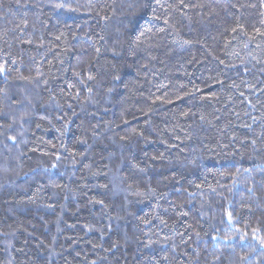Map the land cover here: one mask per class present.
<instances>
[{"label": "trees", "instance_id": "trees-1", "mask_svg": "<svg viewBox=\"0 0 264 264\" xmlns=\"http://www.w3.org/2000/svg\"><path fill=\"white\" fill-rule=\"evenodd\" d=\"M0 264H264V0H0Z\"/></svg>", "mask_w": 264, "mask_h": 264}]
</instances>
